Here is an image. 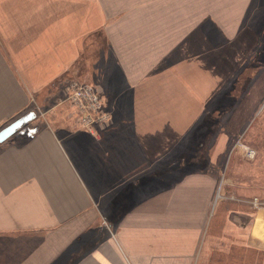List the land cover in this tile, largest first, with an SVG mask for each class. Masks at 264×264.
<instances>
[{
	"label": "crops",
	"instance_id": "crops-1",
	"mask_svg": "<svg viewBox=\"0 0 264 264\" xmlns=\"http://www.w3.org/2000/svg\"><path fill=\"white\" fill-rule=\"evenodd\" d=\"M224 1L0 0V130L35 112L0 142V264H264V200L221 184L257 44ZM63 76L112 121L83 127Z\"/></svg>",
	"mask_w": 264,
	"mask_h": 264
},
{
	"label": "rangeland",
	"instance_id": "rangeland-1",
	"mask_svg": "<svg viewBox=\"0 0 264 264\" xmlns=\"http://www.w3.org/2000/svg\"><path fill=\"white\" fill-rule=\"evenodd\" d=\"M244 22L251 26L256 48L234 76L231 91L228 89L222 97V111L214 118L222 122V132L230 138L222 145L220 155L221 184L229 178L235 182L231 187H252L254 196L264 200V0L252 1ZM60 82L64 87L69 79L63 76ZM249 89L251 94L247 95ZM248 149L253 150L251 156Z\"/></svg>",
	"mask_w": 264,
	"mask_h": 264
},
{
	"label": "built area",
	"instance_id": "built-area-1",
	"mask_svg": "<svg viewBox=\"0 0 264 264\" xmlns=\"http://www.w3.org/2000/svg\"><path fill=\"white\" fill-rule=\"evenodd\" d=\"M66 96L77 111L80 124L91 132H96L98 127L108 125L112 121L111 112L104 107L93 84L78 79L69 80ZM248 152L249 156L253 154L252 149H248Z\"/></svg>",
	"mask_w": 264,
	"mask_h": 264
},
{
	"label": "water",
	"instance_id": "water-1",
	"mask_svg": "<svg viewBox=\"0 0 264 264\" xmlns=\"http://www.w3.org/2000/svg\"><path fill=\"white\" fill-rule=\"evenodd\" d=\"M35 117V112L29 111L0 130V142L7 139L9 136L14 134L18 129L25 125L28 121L32 120Z\"/></svg>",
	"mask_w": 264,
	"mask_h": 264
}]
</instances>
